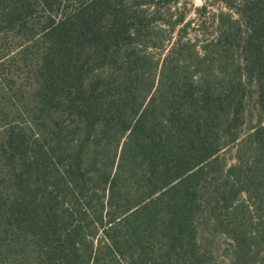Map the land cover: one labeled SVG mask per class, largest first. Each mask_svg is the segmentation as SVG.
I'll use <instances>...</instances> for the list:
<instances>
[{
	"label": "trees",
	"instance_id": "16d2710c",
	"mask_svg": "<svg viewBox=\"0 0 264 264\" xmlns=\"http://www.w3.org/2000/svg\"><path fill=\"white\" fill-rule=\"evenodd\" d=\"M201 1L0 0V264H264V0Z\"/></svg>",
	"mask_w": 264,
	"mask_h": 264
},
{
	"label": "rangeland",
	"instance_id": "374dc122",
	"mask_svg": "<svg viewBox=\"0 0 264 264\" xmlns=\"http://www.w3.org/2000/svg\"><path fill=\"white\" fill-rule=\"evenodd\" d=\"M191 2L193 3V6H194V8H197V7H199V6H201L202 5V1L201 0H191ZM209 2H211V0L209 1ZM189 18H195L196 17V14L194 13V12H192V11H190L189 13H188V15H187ZM233 155H234V150H229V151H227V152H225V153H223V157L225 158V160L227 161V163H233V160H232V158H233ZM219 245H220V251H219V253L217 254L218 255V261L219 262H224L225 261V259L222 257V248H224L225 247V243H224V241H223V239H220L219 240Z\"/></svg>",
	"mask_w": 264,
	"mask_h": 264
}]
</instances>
